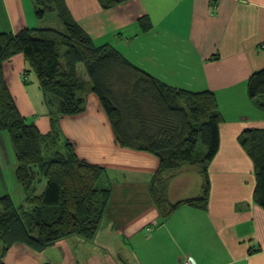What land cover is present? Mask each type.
Listing matches in <instances>:
<instances>
[{
	"label": "crops",
	"instance_id": "1",
	"mask_svg": "<svg viewBox=\"0 0 264 264\" xmlns=\"http://www.w3.org/2000/svg\"><path fill=\"white\" fill-rule=\"evenodd\" d=\"M64 4L96 46L113 47L170 87L215 94L223 121L218 151L207 165L208 204L206 210L181 206L162 221L150 194L159 160L121 147L99 99L90 91L80 114L59 117L53 124L37 79L27 72L19 54L2 70L20 116L42 136L56 127L59 140L68 142L79 160L106 171L112 193L92 241L69 237L41 252L14 244L2 263L264 264V210L253 202L254 166L238 141L245 130H264V111L246 94L249 77L264 68V0H129L108 10L98 0ZM32 12V0H0V32L40 28L33 27ZM145 17L151 29L142 32L138 20ZM28 74L34 75L31 83ZM4 141L0 198L9 196L19 205L24 195ZM170 184L172 204L201 195L199 176L192 185L183 171L178 172Z\"/></svg>",
	"mask_w": 264,
	"mask_h": 264
},
{
	"label": "trees",
	"instance_id": "2",
	"mask_svg": "<svg viewBox=\"0 0 264 264\" xmlns=\"http://www.w3.org/2000/svg\"><path fill=\"white\" fill-rule=\"evenodd\" d=\"M103 10L129 0H98ZM37 20L56 19L61 29H23L0 32V132L5 131L16 163L15 181L24 201L16 205L0 198V264L14 244L41 252L56 242L79 237L92 241L107 209L112 189L106 171L79 160L68 142L51 153L59 131L42 136L22 118L3 77V64L22 55L27 72L35 75L53 124L59 117L84 110L85 93L99 99L121 147L147 152L159 160L150 182V194L162 221L181 206L206 210L209 198L207 165L219 146L223 121L215 94L166 85L129 63L109 45L96 46L71 18L64 0H32ZM142 32L151 29L148 18L138 20ZM83 66L87 81L79 74ZM246 94L264 111V68L247 80ZM254 166L253 202L264 210V130L249 129L238 137ZM64 150H63V149ZM52 155L45 157L44 153ZM200 165L201 195L169 202L171 178L186 166ZM45 181L44 190L36 185Z\"/></svg>",
	"mask_w": 264,
	"mask_h": 264
},
{
	"label": "rangeland",
	"instance_id": "3",
	"mask_svg": "<svg viewBox=\"0 0 264 264\" xmlns=\"http://www.w3.org/2000/svg\"><path fill=\"white\" fill-rule=\"evenodd\" d=\"M25 4H26V6H27V4H28V6H29V2H25ZM29 11V10H28ZM32 15H30V21L32 20L33 22L32 23H34V25L35 26H33V27H40V28H55V29H57L58 28V26H59V23H58V21L56 20V19H54V18H51V17H45L43 20H37L36 18H35V16H34V12H32L31 13ZM77 69H78V72H79V74H81V70H83L84 68H83V66L81 65V64H79L78 66H77ZM28 78H30V81H29V83H31L32 82V79L34 78V75L33 74H28V76H27ZM3 136V137H2ZM2 138H5V141H4V143L6 144V146H8L9 147V152H10V154H11V156H12V158H14L13 157V153H12V148H11V144H10V141H9V138H8V134L5 132V131H3V132H0V141H1V139ZM60 142H62L61 140H59V141H57V144H55V145H51V144H49L48 146L50 147V152L51 153H53L54 151H60V149H61V147H62V145L60 144ZM63 149V148H62ZM64 150V149H63ZM51 153H48V152H45L44 153V156L45 157H49V156H51L52 154ZM183 171V174L186 176V178H187V182L189 181L190 182V184H192L193 185V180H194V178H195V176H199V177H201L200 176V173H199V171H200V165H192V166H186V167H184L183 169H181L180 171H178V172H182ZM178 172H176V174L178 173ZM171 179H173V178H171ZM45 181L44 180H41V183L40 184H37L36 185V192L39 194V193H41L42 191V188L45 186ZM170 188H171V184H170V182L168 183V187H167V194H168V196H169V190H170ZM168 199H169V197H168ZM14 201V200H13ZM15 204H16V202H14ZM16 205H18V204H16Z\"/></svg>",
	"mask_w": 264,
	"mask_h": 264
},
{
	"label": "built area",
	"instance_id": "4",
	"mask_svg": "<svg viewBox=\"0 0 264 264\" xmlns=\"http://www.w3.org/2000/svg\"><path fill=\"white\" fill-rule=\"evenodd\" d=\"M183 264H192V262L186 260Z\"/></svg>",
	"mask_w": 264,
	"mask_h": 264
}]
</instances>
